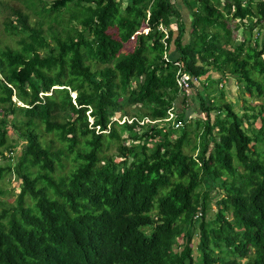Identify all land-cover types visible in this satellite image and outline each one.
Listing matches in <instances>:
<instances>
[{
    "label": "trees",
    "instance_id": "trees-1",
    "mask_svg": "<svg viewBox=\"0 0 264 264\" xmlns=\"http://www.w3.org/2000/svg\"><path fill=\"white\" fill-rule=\"evenodd\" d=\"M0 10V264H264V0Z\"/></svg>",
    "mask_w": 264,
    "mask_h": 264
},
{
    "label": "rangeland",
    "instance_id": "rangeland-1",
    "mask_svg": "<svg viewBox=\"0 0 264 264\" xmlns=\"http://www.w3.org/2000/svg\"><path fill=\"white\" fill-rule=\"evenodd\" d=\"M1 15H2V12L0 10V18H1ZM64 15H66L64 13ZM190 17V16H188ZM229 25L232 27L233 25V22L232 20H229ZM173 30L175 31V27L173 28ZM253 32H255V29H253ZM2 34V31H1V28H0V35ZM175 34V32H174ZM233 35H235L237 37V39L239 38H242V30H241V27L240 28H237L236 30L233 31ZM127 45V44H125ZM126 48H129V46H126ZM173 55V54H172ZM205 75V78H206V73L204 74ZM203 76H200L199 79H202ZM198 85V83L196 84ZM235 81L233 78H228V81L226 82L225 84V98L230 96L231 99H235L236 98V95L239 94V91H238V87L235 86ZM215 86L214 82H211L209 85H208V90H213V87ZM194 90H192V92L190 91V89L188 90V95H187V103L190 102V105H191V109H189V104H187V107L185 109L187 115H189V110H190V115L193 117L194 115H196L195 113V107L194 105L196 104V97H195V94L193 93ZM191 92V93H190ZM251 102L253 104L257 103L258 100H251ZM180 102H176V107L177 109H180L181 105L179 104ZM240 107V106H239ZM202 116V115H201ZM8 129H7V134L9 136V138L14 141V147L13 149L10 151L6 148H3L1 147V150H2V154L3 155H7L8 158L9 157H12L14 156V153H18L19 150H20V147L22 145V143L24 142V140L17 135V132L13 130L12 127H10L9 123L7 125ZM171 136H173V134H171ZM10 152L9 154H7V152ZM112 151H114V143H111L110 146H109V149H108V152L111 153ZM13 158V157H12ZM12 158H10L9 160L11 161ZM5 156L4 157H1L0 155V163L5 161ZM0 188L2 189H5V192L3 194L0 193V202L1 203H5V202H11L14 198V195L17 191V185H16V180L14 179V174L13 173H6L2 179L0 180ZM210 194H213V191H209ZM210 196V195H209ZM210 201H211V196H210ZM215 211V208H214V205H213V202H211L210 206L205 210V217L206 218H209L212 216L213 212Z\"/></svg>",
    "mask_w": 264,
    "mask_h": 264
},
{
    "label": "clouds",
    "instance_id": "clouds-1",
    "mask_svg": "<svg viewBox=\"0 0 264 264\" xmlns=\"http://www.w3.org/2000/svg\"><path fill=\"white\" fill-rule=\"evenodd\" d=\"M162 28V27H161ZM167 56V55H166ZM183 72H185V73H187L189 76H190V91L192 92V86H194V85H196L197 83H198V81L199 80H203L204 79V77H205V75H204V77L202 78V79H199L200 78V76H203V75H199L198 77H196V76H194V75H192L191 73H189V72H187V71H185V70H182ZM175 81H176V71H175ZM177 83V82H176ZM178 85V84H177ZM190 92V93H191ZM186 93V92H185ZM188 94V93H187ZM72 96H74V93L72 94ZM172 112V115L174 114L173 113V111H171ZM171 115V116H172ZM171 116H169V115H167L166 117H165V119H168V118H170ZM112 118H114V117H112ZM132 118L131 117H128V116H126V115H122V117L121 118H118L117 119V121L118 122H122V121H127V122H130V120H131ZM142 121H153V120H150L149 118H144L143 120H140L139 122H142Z\"/></svg>",
    "mask_w": 264,
    "mask_h": 264
},
{
    "label": "built area",
    "instance_id": "built-area-1",
    "mask_svg": "<svg viewBox=\"0 0 264 264\" xmlns=\"http://www.w3.org/2000/svg\"><path fill=\"white\" fill-rule=\"evenodd\" d=\"M176 82L179 86H181L186 93H188V90L190 89V76L183 72L182 70L177 69L176 70ZM168 115L171 116L172 112L169 111Z\"/></svg>",
    "mask_w": 264,
    "mask_h": 264
}]
</instances>
